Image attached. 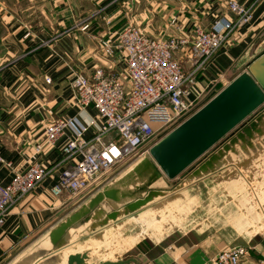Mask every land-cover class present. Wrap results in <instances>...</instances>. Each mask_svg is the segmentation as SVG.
<instances>
[{
    "label": "crops",
    "instance_id": "1",
    "mask_svg": "<svg viewBox=\"0 0 264 264\" xmlns=\"http://www.w3.org/2000/svg\"><path fill=\"white\" fill-rule=\"evenodd\" d=\"M223 17L235 18L228 0H0V183L16 168L60 159L71 131L56 147L36 151L50 122L97 115L76 104L70 83L76 72L108 63L100 39L130 22L151 36H170ZM262 29L264 0L199 73L194 91L221 88L263 54ZM243 134L215 150L209 171L182 179L197 180L195 186L176 183L141 224L106 211L105 203L83 220L95 195L79 203L54 197L56 170L11 208L0 227V264H69L71 254L90 257L112 246L134 249L126 259H107L123 264H213L217 252L238 244L249 247L246 264H261L264 235L253 229L264 218V123L247 124ZM74 214L81 215L74 220Z\"/></svg>",
    "mask_w": 264,
    "mask_h": 264
},
{
    "label": "built area",
    "instance_id": "2",
    "mask_svg": "<svg viewBox=\"0 0 264 264\" xmlns=\"http://www.w3.org/2000/svg\"><path fill=\"white\" fill-rule=\"evenodd\" d=\"M261 1L228 0L235 18H220L209 27L195 24L190 31L179 28L177 34L151 36L130 22L115 35L100 39V56L108 63L99 61L88 72H76L70 83L76 104L93 107L97 115L86 120L66 116L47 125L37 153L56 147L68 131L72 136L60 147L61 157L54 166L34 161L15 169L8 183H0V226L14 204L56 170L51 194L73 200L130 155L142 149L149 153L198 112L229 83L221 88L216 83L196 93L199 73L238 29L252 21ZM259 35L264 38V29ZM248 255V246L232 245L216 253L212 261L246 264Z\"/></svg>",
    "mask_w": 264,
    "mask_h": 264
},
{
    "label": "water",
    "instance_id": "3",
    "mask_svg": "<svg viewBox=\"0 0 264 264\" xmlns=\"http://www.w3.org/2000/svg\"><path fill=\"white\" fill-rule=\"evenodd\" d=\"M263 105L264 53L253 60L198 112L153 145L149 151L151 159L145 167L149 168L154 164L157 168L154 177L165 176L170 180L176 179ZM104 197L118 199V190H103L95 195L89 205H86L83 214L91 213L96 209ZM151 198L152 194L137 199L129 205V208L146 204ZM79 215L81 214H74L71 219L75 220ZM125 262L127 261L106 260L98 264ZM68 263L91 264L87 253L71 254Z\"/></svg>",
    "mask_w": 264,
    "mask_h": 264
},
{
    "label": "rangeland",
    "instance_id": "4",
    "mask_svg": "<svg viewBox=\"0 0 264 264\" xmlns=\"http://www.w3.org/2000/svg\"><path fill=\"white\" fill-rule=\"evenodd\" d=\"M257 122L264 123V105L261 108H259L255 113H253L242 125L237 127L233 132H231L225 138H223L221 142L217 144L216 147L210 150L205 156H203L200 160H198L195 164H193V166L188 168L183 174L178 176L176 179L170 180L165 176L154 177L155 175L154 173L155 171H157V168L154 166V164L150 165L149 168L145 167V164L148 161H150L149 159L151 158H150V154L146 153L145 150L142 149L138 151L137 153L130 155L123 162L116 164L109 172L102 175L92 186L86 189V191H83L79 195V197H76L73 200L69 199L68 201H71V202L76 201L79 203V202H83L86 199H89L91 196H93V194L97 195L103 190L110 191V190L116 189L118 190L119 202H116L118 201L116 199H111L110 197H104V200H102L100 204L105 203L104 206L106 207L105 209L106 211L107 210L117 211L119 218H122L124 216L125 220H128V221L130 220L132 223L136 222L135 220L142 221L147 216L148 212L151 209L155 208L157 203L158 204L163 203L162 198L167 193L171 192V190L176 186L175 185L176 183H180L182 181L183 185L189 184V186H195V184L197 183V180L192 179V181L186 180L183 182L182 179L187 177L191 173H197L200 171L201 172L209 171L208 169L209 167H207V165L210 163L215 150L225 145L230 139L236 138L237 135L243 136L244 135L243 130L247 128V124L257 123ZM242 136L240 137L241 139H243ZM46 165L52 167L55 164L54 165L46 164ZM153 177L155 179H153ZM151 194H152V198L146 204H143L138 207H133L131 209L129 208V205L131 203H134V201H136L137 199L145 198L147 196H150ZM90 201L91 200L86 202V205H89ZM97 208L98 207H96V209ZM96 209H94V211ZM86 214L88 213L82 214L81 218L83 220L86 217ZM253 230L255 232L257 231L264 235V218L258 221V224L254 227ZM180 236H181L180 233L174 234V237H177L178 239ZM192 239L194 240L195 236H193ZM148 242L145 241V243H148ZM185 242H188V241H185ZM238 245H241V244H238ZM243 246H246V245H243ZM113 248L114 246H112L111 249L103 253H98V251H92V254L90 253L89 262L91 264H98L107 259H121V258L126 259L128 255L132 254L134 251V249H131V251H129V249L116 250L118 248L116 249H113ZM135 250L137 249L135 248ZM211 262L213 263V261Z\"/></svg>",
    "mask_w": 264,
    "mask_h": 264
},
{
    "label": "bare ground",
    "instance_id": "5",
    "mask_svg": "<svg viewBox=\"0 0 264 264\" xmlns=\"http://www.w3.org/2000/svg\"><path fill=\"white\" fill-rule=\"evenodd\" d=\"M147 216H149V215L147 214ZM146 217L144 218V220L140 221V223H138V224H141V223L145 222L146 220H150L149 217H147V218ZM146 222H148V221H146Z\"/></svg>",
    "mask_w": 264,
    "mask_h": 264
}]
</instances>
